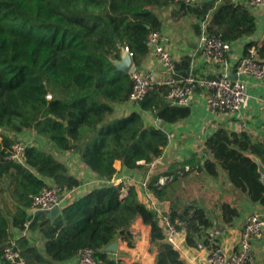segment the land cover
<instances>
[{
  "label": "trees",
  "instance_id": "obj_1",
  "mask_svg": "<svg viewBox=\"0 0 264 264\" xmlns=\"http://www.w3.org/2000/svg\"><path fill=\"white\" fill-rule=\"evenodd\" d=\"M172 4V0H0V264H9L3 259L9 246L20 252L25 264L66 261L83 248L91 249L95 259L111 262L105 248L115 240L131 246L129 227L136 218L149 227L150 242L157 246L155 264H187L165 241L158 215L140 200L135 185L124 194L122 183L97 185L60 207L54 217L32 214V197L46 179L66 191L81 180L39 144L25 147L23 162L8 159L16 136L31 131L58 153L77 154L104 181L123 171L146 173L162 156L168 135L145 120L142 112L169 124L188 117L190 108L171 104L165 86L153 84L136 103L139 110L118 117L116 106L127 102L132 81L113 62L126 50L139 70L151 51L149 35L161 30L157 11ZM178 10L204 22L206 33L231 44L255 30L254 15L244 3L207 0L180 5ZM194 28L199 34L200 27ZM250 47L264 55V43L249 42L245 53ZM189 67V56L176 64L181 75ZM257 161L264 167L263 142L244 131L217 128L189 158L152 173L146 191L157 201H168L189 172L209 177L223 172L232 188L264 208V174ZM160 178H165L162 185ZM220 210L227 224L239 216L230 203L222 202ZM171 215L178 219L187 246L197 247L200 237L204 245L208 242L213 222L203 207L184 206ZM15 231L36 233L41 246L36 238L16 236Z\"/></svg>",
  "mask_w": 264,
  "mask_h": 264
},
{
  "label": "crops",
  "instance_id": "obj_2",
  "mask_svg": "<svg viewBox=\"0 0 264 264\" xmlns=\"http://www.w3.org/2000/svg\"><path fill=\"white\" fill-rule=\"evenodd\" d=\"M215 1L219 2L221 0ZM238 3L246 4V1L238 0ZM179 6L172 4L157 11L162 22L161 31L165 32L169 37L167 47L175 64H178L184 56H189L190 66L193 67L196 75L210 77L219 75L222 70L219 63L200 57L198 49V36L200 33L197 34L195 32L194 25L201 27L202 22L189 15H183V12L178 10ZM249 9L254 15L255 30L251 36L240 38L231 44L232 47L226 56L228 63L232 64L229 67L230 73L246 85V95L241 101L239 111L233 116L224 113L212 114L207 109L202 92L197 91L188 105L190 108L188 117L176 123L160 124V127L168 135V144L164 148L162 156L155 161L154 167L151 169L149 165L147 171L149 176L163 169L172 161H181L189 158L199 150L203 141L217 128L241 132L238 125L240 122H244L245 129L242 131L249 134L254 140L264 143V78L256 79L244 73L237 75L233 66L235 61L245 54L246 44L254 42L257 46H261L264 43V6L249 7ZM126 54L127 51L124 50L121 59ZM259 57L264 59V55H259ZM113 63L115 66H119L121 60ZM133 69L132 63L130 70ZM139 70L150 72L153 76V83L158 85L167 76V73L157 65L152 50L143 59ZM134 110H139L136 103L125 102L116 106L115 115L124 117ZM142 116L145 120L152 123L153 116L150 113L142 112ZM26 133H30L33 139L35 138L36 142H33V145L39 144L53 153L57 152L56 156L66 164L70 174L81 180V187L79 186L78 191L61 199L58 206L59 209L68 202L82 197L97 186V182H100L101 179L80 162L77 154L72 152L58 153L51 143L45 142L44 139L31 131H26L24 134ZM114 167L119 171L120 162L116 161ZM146 173L139 170L118 172L112 178V182L114 184L122 183L124 186L135 185L138 189ZM47 181L51 180L46 179ZM182 183L178 193L170 200H156L158 208L160 210L169 208L175 210L184 206H201L207 211L209 218L213 222V229L217 231V234L209 238L205 245L202 243L204 238L200 237L195 248L185 244L184 234L181 232L179 236L180 250L178 252L187 264H207L206 256L211 244L220 246L225 253L236 251L239 247L241 230L250 214L256 212L264 217V208L251 203L245 195L232 188L223 172L218 177L189 172V174L183 176ZM139 198L144 203L142 191L139 193ZM222 202L230 203L239 210V216L230 224L225 223L222 219L220 210ZM129 232L132 234V245L128 246L124 241L115 240L117 250L116 252H110L109 257L112 259L117 258L125 264H155L157 246L150 242L149 227L144 225L139 218H136L132 221ZM20 234L36 238L39 242L38 246H41V241L36 233L15 231L16 236ZM251 245L252 260L250 264H264V237L252 239ZM39 250L42 251L40 248ZM54 264H76V257Z\"/></svg>",
  "mask_w": 264,
  "mask_h": 264
},
{
  "label": "built area",
  "instance_id": "obj_3",
  "mask_svg": "<svg viewBox=\"0 0 264 264\" xmlns=\"http://www.w3.org/2000/svg\"><path fill=\"white\" fill-rule=\"evenodd\" d=\"M204 1L207 0H172V3L176 5H196ZM232 1L238 2V0ZM245 1L248 7L257 8L264 6V0ZM205 30V24L202 22L198 36L200 57L219 63L222 69L219 75L211 77L196 75L192 66L189 67L186 75H181L176 70L175 61L168 50L167 42L169 37L167 34L160 30L149 35L148 43L151 46L156 63L160 69L167 73L160 85L165 86L166 100L171 104L189 105L196 92L200 91L210 113H224L233 116L239 111L241 101L246 95V85L238 79H233L232 73L229 71V67L232 64L228 63L226 56L232 47L231 43L223 41L219 35L208 34ZM233 66L237 75L244 73L256 79L264 78V59L259 57L255 47L248 48L246 53L240 56ZM128 74L132 81V89L127 102L130 104L137 103L147 95L150 87L154 84L153 76L148 71L136 69L130 70ZM46 97L50 98V95ZM151 122L155 126L160 127L158 118L153 117ZM238 128L239 131L245 129V123L240 122ZM33 144L32 142L25 143L15 138L10 147L8 159L19 163L23 162L25 147ZM155 161L150 163L151 169L154 167ZM148 176L149 172L146 173L140 182L144 203L158 215L164 229L165 241L178 251L180 250L179 236L181 234V231L177 228L178 219L172 217V208L160 210L157 201L150 197V194L146 191ZM164 182L165 178L160 179L158 183L162 185ZM107 183L114 184L112 179L109 182L101 179L100 182H97V185ZM79 186L66 191L52 181H47L41 191L32 197L31 213L48 212L52 208L58 207L61 199L78 191ZM128 186L123 187V194ZM208 233L209 238H211L217 234V231L212 229ZM261 237H264V217L254 212L246 219L241 230L238 249L231 253H225L220 246L211 244L207 251L206 262L207 264H250L252 260L251 240ZM75 257L76 264H125L117 258L112 259L111 262L97 260L93 256V251L89 248L80 249ZM3 259L9 264H25L20 252L12 246L4 249Z\"/></svg>",
  "mask_w": 264,
  "mask_h": 264
},
{
  "label": "water",
  "instance_id": "obj_4",
  "mask_svg": "<svg viewBox=\"0 0 264 264\" xmlns=\"http://www.w3.org/2000/svg\"><path fill=\"white\" fill-rule=\"evenodd\" d=\"M121 60V64L119 66H115L120 72L123 73H128L130 71V68L132 66V59L130 54L127 52L126 56H124L123 59ZM233 79H237V77L235 75H232ZM257 164L259 166V170L264 174V167L257 161ZM59 211V207H54L51 210H49L48 212H44L46 213L48 216L50 217H54ZM217 227V225H216ZM106 251L108 252H116L117 250V244L116 242H111L109 245H107V247L105 248ZM114 259V258H113Z\"/></svg>",
  "mask_w": 264,
  "mask_h": 264
},
{
  "label": "rangeland",
  "instance_id": "obj_5",
  "mask_svg": "<svg viewBox=\"0 0 264 264\" xmlns=\"http://www.w3.org/2000/svg\"><path fill=\"white\" fill-rule=\"evenodd\" d=\"M25 133V132H24ZM24 133H21V134H19V135H17L16 136V139H19V140H21V141H24L25 143H28V142H36V140H35V138L33 139V136L30 134V133H26V134H24ZM55 153V156H56V154H57V152H54ZM138 192L140 193L141 191H140V188H138ZM182 205H184V204H182ZM183 208V207H182ZM176 209H181V208H176Z\"/></svg>",
  "mask_w": 264,
  "mask_h": 264
}]
</instances>
